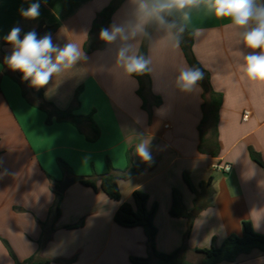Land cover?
Returning <instances> with one entry per match:
<instances>
[{
    "label": "crops",
    "instance_id": "1",
    "mask_svg": "<svg viewBox=\"0 0 264 264\" xmlns=\"http://www.w3.org/2000/svg\"><path fill=\"white\" fill-rule=\"evenodd\" d=\"M33 2L0 0V264L30 258L50 260L49 264H133L131 257H150L144 229L124 228L114 220L121 204L133 201L136 190L148 194L149 207L158 204L156 248L161 253L182 247L190 221L193 229L186 242L190 262L201 257L195 249L209 248L214 240L221 246L228 236L241 235L243 221H251L254 230L264 234V169L250 156L253 149L264 162V83L243 76L240 65L249 50L230 21L216 18L203 6L191 9L188 21L181 12L172 13L188 30H202L193 37V53L209 75L211 89L223 96L217 127L210 121L203 129L201 152L204 88L198 83L195 91L182 92L175 86L179 69L190 64L182 46H172L164 26L158 25L148 41L152 92L162 101L149 115L137 94L138 81L126 77L116 63L120 42L91 53L84 50L97 14L112 0H40L39 17L23 18L19 9ZM137 4L138 0L124 1L110 25L127 22L134 27L139 23ZM147 24L128 41L138 52ZM55 25L53 42L60 46L75 42L88 59L54 76L42 88L26 81L31 91L24 96L15 79L22 73L4 62L12 51L4 38L16 26L23 37ZM80 87L74 113L93 115L100 130L94 142L86 138L90 133L87 126L79 130L68 122L46 124L47 114L35 93L42 91L46 102L66 110ZM141 140L148 143L149 161L136 154ZM58 159L68 164L73 175L59 167ZM107 160L118 171L130 166L152 167L119 181L121 201L80 182L72 185L62 194L61 215L53 223L56 185L65 178L88 177L93 172L104 175ZM218 163L230 164L231 172L214 170ZM197 187L208 193L214 189L211 201L209 195L205 200L198 197ZM174 191L181 198L185 216L170 214ZM82 221L83 227L66 228ZM232 264H264V253L254 250Z\"/></svg>",
    "mask_w": 264,
    "mask_h": 264
},
{
    "label": "trees",
    "instance_id": "2",
    "mask_svg": "<svg viewBox=\"0 0 264 264\" xmlns=\"http://www.w3.org/2000/svg\"><path fill=\"white\" fill-rule=\"evenodd\" d=\"M126 0H112V2L99 12L96 16L95 21L93 22L92 29L89 34L88 41L85 44L84 50L86 53H91L94 50H102L106 47L105 42L99 39V33L102 28H108L111 24V19L115 11L124 3ZM166 19L170 22H175L177 28L183 26L185 31L183 33V40L181 43L182 49L186 55V58L190 66L200 67L204 71V79L198 83L202 85V81H206L208 84V89L204 88V103H203V112L204 118L200 125V135H201V144L200 151L203 152V129L211 121L213 127H217L219 120V111L223 102L222 94L216 93L213 91L209 85V75L206 71L200 66L197 62L194 53H193V36L191 35L192 31L188 30L182 23H180L172 15L166 16ZM160 25L155 20L148 22L142 44L139 49V53L148 55V41L152 33ZM58 28V25L47 28L44 32H36L39 37H42L46 33H53ZM23 38V37H21ZM97 43V44H96ZM4 44H9L4 42ZM133 77L138 81L139 88L137 90L138 96L142 99L143 109L148 112L149 115L152 114L153 107L159 106L162 101L161 98L155 96L152 92V85L149 72L144 75H133ZM16 81L23 88V95L25 96L28 90L31 91L30 85L22 79L20 74L16 75ZM81 87L78 88L75 94V98L72 106L69 109L61 110L55 107L53 104L48 103L44 100L42 91L35 92L39 100V107L46 112L47 119L46 124H51L53 121L56 122H68L76 126L79 130L83 126L89 128L90 133L86 136L88 141L94 142L100 136V130L93 120V115H80L74 113L75 108L79 106V95L81 92ZM218 149V147L216 148ZM212 155L217 154V150H210ZM251 159L257 163L260 167L264 169V162L261 158V155L255 150L250 149ZM59 167L68 172L70 175H73L71 168L68 164L62 159H58ZM108 172L104 175H97L95 172L88 177H80L79 181L82 185L91 187L95 191L101 190L104 192L110 199L115 201H121V193L119 188L120 180H128L133 176L145 171L146 169H151L152 165H146L144 167H135L130 166L127 171H118L116 170L111 162L107 160ZM186 183L191 190H194V187L189 182L187 175L184 176ZM58 184L56 185V202L52 213L54 214L53 223H55L61 215V201L63 198L62 194L57 192ZM149 196L148 194L136 190L133 193V201L122 203L118 208L114 220L116 224L124 228H135L142 227L145 231V234L148 238V244L150 248V257L148 258H136L131 257L130 261L133 264H193L190 262L187 257L188 247L186 242L191 235L193 229V222L190 221L188 230L185 234L184 244L181 248L176 251L166 254L161 253L156 248V237L158 234V229L155 224L156 215L158 213V204L154 203L151 207L148 206ZM181 198L178 192L174 191L173 205L170 211V214L173 217H182L185 214L181 211ZM84 226V222H80L76 225L67 226V229H75ZM54 231L51 227L50 234ZM49 234V235H50ZM45 242V240H44ZM258 250L261 253H264V234L257 233L254 230L253 224L251 221L242 222V234H232L228 236L221 246L215 244V240L211 247L204 249H195L194 252L201 255L200 264H232L235 263L240 256L248 255L252 251ZM155 260L153 263L152 260ZM50 260L45 261H35L34 258H30L25 262L21 263L16 260V264H49Z\"/></svg>",
    "mask_w": 264,
    "mask_h": 264
},
{
    "label": "clouds",
    "instance_id": "3",
    "mask_svg": "<svg viewBox=\"0 0 264 264\" xmlns=\"http://www.w3.org/2000/svg\"><path fill=\"white\" fill-rule=\"evenodd\" d=\"M201 6L216 18L228 19L230 27L239 31L244 47L249 50L243 56L240 70L248 81L264 83V0H138L136 14L139 23L131 28L127 22L113 23L100 30L99 39L107 45L120 42L116 63L126 77L144 75L151 71L152 59L139 53L128 41L143 31V24L155 20L170 33L172 46L179 48L185 28H177L176 23L168 21L166 16L175 10L182 13L184 21H188L191 9ZM40 7V0H35L19 12L23 18L34 20L40 15ZM21 31L20 27H13L4 38L12 45L11 54L4 62L12 71L22 73V79L30 81L32 87L42 88L54 76H60L88 59L83 48L75 42L60 46L53 42L50 33L38 38L32 30L21 38ZM201 32V29H195L191 35L195 38ZM202 79L204 71L200 67L186 65L176 74L175 86L182 92H193ZM135 151L142 160L151 159L145 140L136 144Z\"/></svg>",
    "mask_w": 264,
    "mask_h": 264
},
{
    "label": "water",
    "instance_id": "4",
    "mask_svg": "<svg viewBox=\"0 0 264 264\" xmlns=\"http://www.w3.org/2000/svg\"><path fill=\"white\" fill-rule=\"evenodd\" d=\"M202 86L206 90L208 89V84L206 81H202ZM81 180L80 177H71V178H65L64 180L60 181L58 183V193L59 194H64L72 185L78 183Z\"/></svg>",
    "mask_w": 264,
    "mask_h": 264
},
{
    "label": "rangeland",
    "instance_id": "5",
    "mask_svg": "<svg viewBox=\"0 0 264 264\" xmlns=\"http://www.w3.org/2000/svg\"><path fill=\"white\" fill-rule=\"evenodd\" d=\"M211 172H212V173H215V172H213L212 170H211ZM206 181H207V180H206ZM196 190H197L196 195H198V197L204 199L205 196H208V195H209V197H210V201H211V198L213 197V190H214V189H212L211 192L209 191V193H208V192H204V190H201L199 187H197ZM206 193H207V195H206ZM205 199H206V198H205ZM205 199H204V200H205ZM193 211L196 212L197 209H195V210H193ZM191 261H192L193 263L200 264V263H201V257H200V256H197V257L191 258Z\"/></svg>",
    "mask_w": 264,
    "mask_h": 264
},
{
    "label": "built area",
    "instance_id": "6",
    "mask_svg": "<svg viewBox=\"0 0 264 264\" xmlns=\"http://www.w3.org/2000/svg\"><path fill=\"white\" fill-rule=\"evenodd\" d=\"M245 118H246V116H245ZM213 168H214V170L220 171L222 173H229L232 170V166L230 164H227V163L226 164H221V163L215 164V165H213Z\"/></svg>",
    "mask_w": 264,
    "mask_h": 264
}]
</instances>
